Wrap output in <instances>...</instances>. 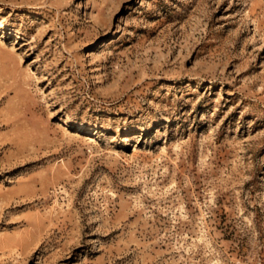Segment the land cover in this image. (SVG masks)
Listing matches in <instances>:
<instances>
[{"label": "rangeland", "instance_id": "obj_1", "mask_svg": "<svg viewBox=\"0 0 264 264\" xmlns=\"http://www.w3.org/2000/svg\"><path fill=\"white\" fill-rule=\"evenodd\" d=\"M0 264H264V0H0Z\"/></svg>", "mask_w": 264, "mask_h": 264}, {"label": "bare ground", "instance_id": "obj_2", "mask_svg": "<svg viewBox=\"0 0 264 264\" xmlns=\"http://www.w3.org/2000/svg\"><path fill=\"white\" fill-rule=\"evenodd\" d=\"M92 141V140H91Z\"/></svg>", "mask_w": 264, "mask_h": 264}]
</instances>
